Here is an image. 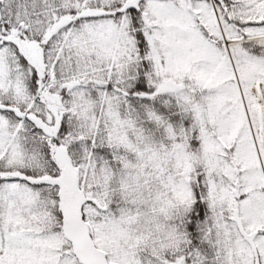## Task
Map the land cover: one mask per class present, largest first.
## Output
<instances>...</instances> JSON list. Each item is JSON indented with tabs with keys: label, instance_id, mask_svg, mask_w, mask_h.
<instances>
[{
	"label": "snow or ice",
	"instance_id": "obj_1",
	"mask_svg": "<svg viewBox=\"0 0 264 264\" xmlns=\"http://www.w3.org/2000/svg\"><path fill=\"white\" fill-rule=\"evenodd\" d=\"M0 264H264V0H0Z\"/></svg>",
	"mask_w": 264,
	"mask_h": 264
}]
</instances>
